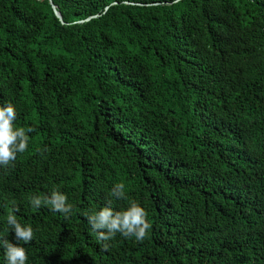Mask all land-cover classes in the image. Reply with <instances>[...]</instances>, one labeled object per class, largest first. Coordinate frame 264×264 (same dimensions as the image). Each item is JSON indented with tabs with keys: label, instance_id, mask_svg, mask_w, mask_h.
<instances>
[{
	"label": "trees",
	"instance_id": "1",
	"mask_svg": "<svg viewBox=\"0 0 264 264\" xmlns=\"http://www.w3.org/2000/svg\"><path fill=\"white\" fill-rule=\"evenodd\" d=\"M51 2L0 0V105L34 129L0 235L14 201L26 264H264V0ZM53 188L68 218L29 204ZM130 200L148 236L103 250L81 213Z\"/></svg>",
	"mask_w": 264,
	"mask_h": 264
},
{
	"label": "clouds",
	"instance_id": "2",
	"mask_svg": "<svg viewBox=\"0 0 264 264\" xmlns=\"http://www.w3.org/2000/svg\"><path fill=\"white\" fill-rule=\"evenodd\" d=\"M15 120L16 109L13 104L9 102L0 105V167L3 168L14 167L17 154L28 149L30 139L28 133L34 131L31 127L25 129L14 126ZM110 195L117 200L127 199L125 184L123 182L115 184L110 190ZM28 202L33 209L48 207L53 212L63 214L65 218H68L73 210L67 196L58 188H53L48 193L32 194L28 197ZM17 211H19L18 206L14 201L11 202L6 217L9 228L4 235H0V248L4 250L6 264H26L28 256L19 242L30 243L34 236L30 225H23L18 221L15 215ZM81 215L86 218L91 230L96 233L97 241L105 251L110 247L108 242L113 240L117 233L125 238H135L137 242H142L151 228L147 212L134 200H130L124 210H114L109 201L99 210H85ZM9 230L14 232L17 244L6 239Z\"/></svg>",
	"mask_w": 264,
	"mask_h": 264
},
{
	"label": "water",
	"instance_id": "3",
	"mask_svg": "<svg viewBox=\"0 0 264 264\" xmlns=\"http://www.w3.org/2000/svg\"><path fill=\"white\" fill-rule=\"evenodd\" d=\"M47 1H48L49 5L51 7V10H52L53 14H55V16L62 22V17L60 15V13L58 12L56 6L52 4L51 0H47ZM113 3H115V2H113ZM107 8H108V6L105 7V9H107ZM94 16H96V15H94ZM91 17H93V16H91ZM89 18L90 17H87L86 20L89 19Z\"/></svg>",
	"mask_w": 264,
	"mask_h": 264
}]
</instances>
